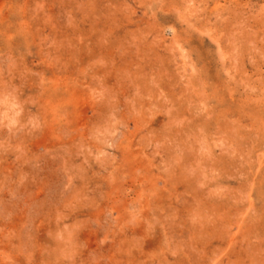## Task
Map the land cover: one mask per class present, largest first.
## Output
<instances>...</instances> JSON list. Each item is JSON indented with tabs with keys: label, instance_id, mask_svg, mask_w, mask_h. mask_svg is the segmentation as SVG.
I'll return each instance as SVG.
<instances>
[{
	"label": "rangeland",
	"instance_id": "374dc122",
	"mask_svg": "<svg viewBox=\"0 0 264 264\" xmlns=\"http://www.w3.org/2000/svg\"><path fill=\"white\" fill-rule=\"evenodd\" d=\"M0 264H264V0H0Z\"/></svg>",
	"mask_w": 264,
	"mask_h": 264
}]
</instances>
